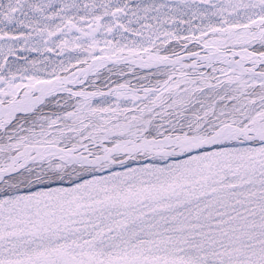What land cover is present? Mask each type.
<instances>
[{"label": "snow or ice", "instance_id": "6c2138e0", "mask_svg": "<svg viewBox=\"0 0 264 264\" xmlns=\"http://www.w3.org/2000/svg\"><path fill=\"white\" fill-rule=\"evenodd\" d=\"M0 264H264V0H0Z\"/></svg>", "mask_w": 264, "mask_h": 264}]
</instances>
